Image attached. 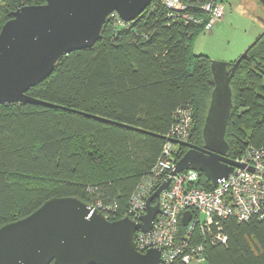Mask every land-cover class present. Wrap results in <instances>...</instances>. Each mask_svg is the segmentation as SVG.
Masks as SVG:
<instances>
[{"label":"trees","instance_id":"1","mask_svg":"<svg viewBox=\"0 0 264 264\" xmlns=\"http://www.w3.org/2000/svg\"><path fill=\"white\" fill-rule=\"evenodd\" d=\"M188 1L189 12L197 13L206 0ZM44 3L0 0V30L17 8ZM203 30L204 25L171 19L159 0H152L126 27L105 24L91 48L62 56L50 76L26 92L72 111L0 104V227L54 197L116 205L107 219L118 220L159 157L179 108H192L189 143L202 146L214 81L211 60L193 54L191 43ZM229 87L224 139L226 156L234 160L248 147L264 146V32L249 46ZM178 149L176 162L187 151ZM198 173L197 185L211 190ZM219 226L225 244L210 243L197 230L193 234V242L205 247L206 264H264V220L227 218ZM183 231L179 225V235Z\"/></svg>","mask_w":264,"mask_h":264},{"label":"water","instance_id":"2","mask_svg":"<svg viewBox=\"0 0 264 264\" xmlns=\"http://www.w3.org/2000/svg\"><path fill=\"white\" fill-rule=\"evenodd\" d=\"M151 2L55 0L53 7L45 0L41 5L17 8L0 30V104L31 103L70 110L34 99L26 92L49 77L62 56L91 48L111 13L132 22ZM248 48L232 63L211 61L214 88L202 128L203 144L174 142L187 151L171 175L196 170L215 186L236 168L252 171V167L226 156L224 139L232 106L229 82ZM170 181L168 178L147 198L146 213L139 223L129 218L107 220L94 206L74 197L50 198L28 216L0 227V264H159L160 251L154 248L139 253L133 234L138 229L150 230L158 211L151 203ZM190 217L189 211L183 213V226Z\"/></svg>","mask_w":264,"mask_h":264},{"label":"built area","instance_id":"3","mask_svg":"<svg viewBox=\"0 0 264 264\" xmlns=\"http://www.w3.org/2000/svg\"><path fill=\"white\" fill-rule=\"evenodd\" d=\"M159 3L167 9L171 19L204 25L205 31H210L224 16L222 0H206L197 5V13L189 12L191 4L188 0H159ZM129 23L131 22H124L113 12L107 17L105 24L116 29L126 27ZM173 118L174 122L165 136L159 157L149 174L141 179L131 194L122 216L118 219L129 218L139 223L146 213L147 198L170 178L169 186L151 203L152 206H158V211L150 230L138 229L134 232L135 248L141 254L150 249H158L159 264H172L176 261L183 264H206L204 245L192 240L195 230L210 243L225 244L227 239L219 226L221 220H264V146L248 147L234 159L252 167V171L236 168L227 178L218 181L211 190H206L197 185L199 173L196 170H184L171 175L180 146L174 142H189L194 128L193 110L189 106L179 108L174 112ZM92 206L106 219L111 210H116V205L108 208H102L100 204ZM185 211L191 213L187 226L181 223ZM179 225L184 227L181 235ZM212 227H215L214 231Z\"/></svg>","mask_w":264,"mask_h":264},{"label":"rangeland","instance_id":"4","mask_svg":"<svg viewBox=\"0 0 264 264\" xmlns=\"http://www.w3.org/2000/svg\"><path fill=\"white\" fill-rule=\"evenodd\" d=\"M224 16L193 37L191 49L214 62L232 63L264 31L260 0H222Z\"/></svg>","mask_w":264,"mask_h":264},{"label":"flooded vegetation","instance_id":"5","mask_svg":"<svg viewBox=\"0 0 264 264\" xmlns=\"http://www.w3.org/2000/svg\"><path fill=\"white\" fill-rule=\"evenodd\" d=\"M260 3H261V6H262V13H263V17H264V0H260ZM262 22H263V24H264V20L261 18L260 19ZM264 32V31H263Z\"/></svg>","mask_w":264,"mask_h":264},{"label":"snow or ice","instance_id":"6","mask_svg":"<svg viewBox=\"0 0 264 264\" xmlns=\"http://www.w3.org/2000/svg\"><path fill=\"white\" fill-rule=\"evenodd\" d=\"M50 2H51V4H52V6L54 7V5H55V0H50Z\"/></svg>","mask_w":264,"mask_h":264}]
</instances>
